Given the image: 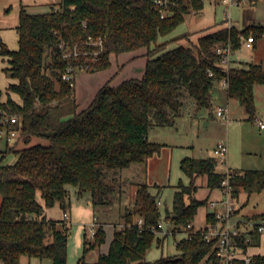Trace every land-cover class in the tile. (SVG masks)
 I'll list each match as a JSON object with an SVG mask.
<instances>
[{
    "label": "trees",
    "instance_id": "obj_1",
    "mask_svg": "<svg viewBox=\"0 0 264 264\" xmlns=\"http://www.w3.org/2000/svg\"><path fill=\"white\" fill-rule=\"evenodd\" d=\"M203 7L204 0H180L165 17L151 0H61L35 13L21 8L15 27L18 47L11 49L0 41V57L6 63L2 70L14 80L7 84L4 100L0 88V132L7 136L15 130L24 143L19 148L6 144L4 154L13 151L17 155L13 163L3 164L0 159V264H30L21 262L23 255L67 264L68 222L47 217L45 207L59 203L65 211L69 184L90 192L94 205H107L117 189L119 172L132 163L145 162L160 149L159 143L148 139L149 130L211 107L213 86L221 78L228 81V95L239 100L249 118L254 116L253 89L264 83L262 65L250 62L225 69L220 64L222 54L215 49L229 44L234 51L250 33L255 41L264 34L262 25L224 26L198 36L192 45L151 56L158 36L171 32L191 10ZM88 36H100L101 49L86 43ZM142 47L147 49V60L141 77L116 85L107 81L79 108L75 83L63 78L68 66L75 68V75L103 70L109 67L111 54ZM92 50L99 51L93 55ZM11 92L18 95V101ZM34 137L48 143L30 144ZM180 168L189 181L178 182L171 209L162 213L148 183L137 184L133 203L122 214V222L115 223L121 226L115 228L107 252L92 262L84 258L89 249L105 242V222L97 221L92 240L84 239L83 256L76 264H213L215 243L206 241L203 231L206 223L216 220L215 212L205 213L202 227L193 221L198 208L213 200L210 195L220 190L226 174L216 170L212 156L184 157ZM233 173L229 184L235 200L242 191L248 196L264 191V169ZM200 176H205L208 189L202 198L195 195ZM162 217L169 229L192 227L176 241V254L147 261L145 254L152 243L161 244L167 236L158 237L153 230L159 228ZM140 218L142 224H138ZM252 218L264 219V212ZM260 237L261 233L254 232L249 241L245 235L238 240L248 252L260 246ZM252 264H264V240L262 251L252 253Z\"/></svg>",
    "mask_w": 264,
    "mask_h": 264
},
{
    "label": "rangeland",
    "instance_id": "obj_2",
    "mask_svg": "<svg viewBox=\"0 0 264 264\" xmlns=\"http://www.w3.org/2000/svg\"><path fill=\"white\" fill-rule=\"evenodd\" d=\"M60 1L0 0V28L16 26L19 22V13L22 7L28 12H43L49 10L51 5L58 4ZM248 3L252 6L255 5L257 10L255 12V24H260L264 27V0ZM231 13L236 28L241 29L243 27L241 23V8L233 7L231 8ZM224 26H226V22L224 21L223 5H215L208 0H204V7L201 10H191L185 14L184 21L178 24L171 32L158 36L156 41L158 47L151 53V56L155 57L179 45H192L198 36ZM245 37L241 38L240 46L231 53L230 64L246 65L254 62L260 63L264 69V34L255 40L252 48L246 47L244 43ZM0 41H2L1 37ZM79 77L78 74L77 84L79 83ZM258 84H262L264 89V83ZM217 88L215 86L214 91L216 93L219 92ZM221 95L220 93L218 94L216 102L220 105H225V107L227 106L228 111L225 108L226 118L218 116L215 106H211L201 109L198 113L199 115L185 114L179 116L173 125L159 128L152 127L148 132V139L159 143L160 149L145 162L132 163L119 172L117 189L107 205H94L90 192L79 191L76 186L67 185L68 195L65 211L71 214V216L69 214L68 219H65L69 225L67 264H76L83 256L84 239L92 240L88 233L91 223L95 222L94 229L96 230L99 225L97 221L105 222L103 223L106 234L105 241H109L115 228L121 226L119 225L120 223L116 225L115 223L122 222V214L133 203L137 184L148 183L150 191L157 194V199L162 202L158 206L162 213H164L165 208L171 209L173 194L177 189L178 182L182 181L186 184L189 181L188 176L180 168V161L184 157L206 158L214 156V146L218 141L222 140L227 144L226 163L222 165L217 158L216 169L218 171L224 172L228 167L264 168V129L260 127L261 123L264 126V90L257 91V102L254 101L256 108L252 118H249L245 107L236 97H230L226 102L223 98L224 90ZM206 121H208V124ZM16 137V148L24 146V143L18 140V135ZM33 143L47 144L48 140L34 137L30 144ZM14 155L15 152L13 151L5 153L1 162L10 163ZM205 180V176L197 178V183L200 185L195 193L197 197L202 198L208 194V189L204 186ZM219 195H221L220 190H213L210 198L216 200L220 197ZM38 198L39 200L41 199L40 196ZM239 202L243 205L242 209L232 217V221L252 218L250 216L240 218V216L245 214L253 215L264 212V191L253 192L249 196L242 191L239 195ZM239 202H237L238 208H240ZM218 207L222 208L223 206L218 205ZM209 209L208 204L198 208L193 221L196 227H202L205 224V213ZM62 210L60 205L54 204L53 206L45 207V214L49 218L59 220L61 217L63 218ZM161 220L164 221V217ZM171 228L172 226H170ZM170 229H167V231ZM182 230V227H178L172 230L175 233H156L155 235L158 237H163L166 234L167 236H165L161 244H157L156 241L152 243L151 247L146 251V260L154 261L161 256L176 254V241L186 234ZM260 239L261 244L256 248L261 252L264 231ZM100 249L98 246L89 249L84 255L85 260L95 261ZM21 262L52 264V259L50 257L29 258L23 255Z\"/></svg>",
    "mask_w": 264,
    "mask_h": 264
},
{
    "label": "built area",
    "instance_id": "obj_3",
    "mask_svg": "<svg viewBox=\"0 0 264 264\" xmlns=\"http://www.w3.org/2000/svg\"><path fill=\"white\" fill-rule=\"evenodd\" d=\"M212 4H222L224 9V21L226 22V27L232 28L236 27V24L233 23L231 8L233 7H243L248 3V0H208ZM154 8L158 10L161 17L167 16L171 13V10L174 6L180 4V0H151ZM245 44L247 47H252L253 36L244 38ZM86 43L89 45L99 46V49L102 47V38L100 36L93 37L88 36ZM75 54H78L77 49L75 48ZM216 52L222 54L220 64L227 69L230 66V55L233 52L230 45H220L216 47ZM99 50L90 51L93 55H96ZM75 68L73 66H68L63 78L68 80L71 84L75 83ZM209 74L212 75V72L209 71ZM222 86H227L228 81L226 78H221L218 81ZM216 114L221 117L226 118V109L222 106L216 107ZM14 118V117H12ZM263 126V124H260ZM3 133V131L0 132ZM18 135L17 131H11L9 135L6 136L9 142L13 141ZM214 158L220 161L222 165L226 163L227 155V144L224 141H218L213 149ZM217 160V161H218ZM225 177L221 181L220 192L221 195L216 200H210L208 206L211 211L215 212V221H209L205 224V230L203 231V237L208 242L215 243L216 259L213 264H252V253L244 252L242 245L239 243V237L245 235V241L250 240L251 233L257 232L261 233L264 231V219H236L232 221V217L236 214V211L239 210L237 206V200H235L231 195L232 187L229 184V177L234 174L233 171L226 169ZM162 204L160 199H157V206ZM218 205H222L220 208ZM68 212H63V219H68ZM138 224H142V219L138 220ZM95 222L91 223L88 233L89 237H93L95 229ZM159 228H153L155 233H172V230H168V221L160 220L158 223ZM183 232L187 235L188 230L191 229V224L183 227ZM195 230V229H194Z\"/></svg>",
    "mask_w": 264,
    "mask_h": 264
},
{
    "label": "crops",
    "instance_id": "obj_4",
    "mask_svg": "<svg viewBox=\"0 0 264 264\" xmlns=\"http://www.w3.org/2000/svg\"><path fill=\"white\" fill-rule=\"evenodd\" d=\"M238 8H241V10H242V22L241 23H242L243 27L255 23V20H256L255 19L256 18L255 12L257 11L255 9V5L252 6V5H249V3H247L243 7H238ZM32 13H34V12H32ZM16 26H14L12 28H9V27L0 28V37L2 39V42H4L11 49H16L18 47V34H17L16 28H15ZM193 42L196 43L197 40L193 41ZM244 43H245V40H244ZM254 43H255V41L252 42V47L254 46ZM252 47H249V48H252ZM146 50H147L146 47H142V48H139L136 50L127 51V52H123L120 54H111L109 67H107L106 69L94 71V72H88V71L79 72L78 74L80 76L79 77L80 79H79L78 84L76 83L77 78H78V74H76V77H75V80H76L75 81V96H76V100L79 104V108L86 106L92 100V98L94 97L97 90L107 81H109L111 85H116L126 78H131V77L139 78V77H141L143 72H144V68H145V64H146V60H147ZM0 64H1L0 65V88L3 91L2 100H4L6 98V94H5L6 86L9 82L14 81V80L12 78H10L8 76V74L2 70L4 67H6V63L1 59V57H0ZM236 64H238V63H231L230 66L236 65ZM215 86L218 87L217 88V90H219L218 93H216V91H214ZM262 86H263L262 84H255L254 85L253 92H254V101L255 102H257L256 101L257 100V91L264 90L262 88ZM222 89L224 90V96H223L224 100L227 102L228 98H230V96L227 93V88L225 86H222L219 82H215L213 89H212V98H211V104H212L211 106H215V111H216V107H218V106H222L224 108L227 107V106L225 107V105H223V104L220 105V104H218V102H216V98L218 97V94L219 93H220V95L222 94V91H223ZM220 90H222V91H220ZM11 96L13 99H15L17 101L19 100L17 94L11 92ZM226 109L228 111V108H226ZM198 113H199V111H198ZM198 113H197V115H199ZM206 123L208 124V121H206ZM159 127H161V126H154V128H159ZM260 127L264 129V126L260 125ZM16 141H17V137L13 141L9 142L6 138V134H4V132L1 133V135H0V159H1V157L4 156V150L6 148V144L11 146V145H14ZM212 157H214V156H212ZM16 159H17V155L15 154L13 157V160L10 163H13ZM10 163H3V164H10ZM227 169L235 172V171L246 169V168L228 167ZM255 169H264V168H255ZM221 172H223V171H221ZM204 186H205V182H204ZM40 202L43 203L42 198L40 199ZM238 202H239V200H238ZM56 204L59 206V203H56ZM239 205H240V208H239L237 213H239L240 210L242 209L240 202H239ZM208 211H210V209ZM68 214H70V213L68 212ZM237 215H239V214H237ZM253 215H255V214H253ZM253 215H246L245 214L244 216L243 215L242 216L239 215V216H240V218H244V217H249V216L252 217ZM70 216H71V214H70ZM60 219H62V217ZM103 228H104V226H103ZM262 232H261V235H262ZM111 237L112 236H110L109 241L111 240ZM109 241L108 242L105 241L102 244L98 245L99 249L101 248L99 250V254L107 252ZM102 246H103V248H102ZM255 250L257 251L256 247L249 248V252H251V253L255 252Z\"/></svg>",
    "mask_w": 264,
    "mask_h": 264
}]
</instances>
